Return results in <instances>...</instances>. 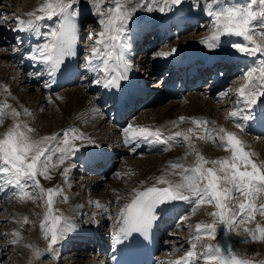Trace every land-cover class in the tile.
<instances>
[{"label":"snow or ice","instance_id":"1","mask_svg":"<svg viewBox=\"0 0 264 264\" xmlns=\"http://www.w3.org/2000/svg\"><path fill=\"white\" fill-rule=\"evenodd\" d=\"M112 7L107 8L105 13L100 11L101 0H92L97 14L101 16L99 24L102 30L98 33V45L110 47L109 42L119 41L122 34L126 31L128 22L132 19L133 13L137 8L142 7L140 3L129 6L132 0H110ZM168 0H165L167 6ZM171 4H179L181 0H170ZM219 3V0H213ZM78 0H41L35 9L26 13L28 19L17 17L18 25L21 30L31 31L39 35L48 37L46 43L39 46L33 53V59L43 61L50 72H55L63 63L65 57L75 55L73 51L74 42L77 36V11L74 7ZM149 11L152 9L149 7ZM164 11V7L159 9ZM215 18L216 30L211 39L215 41L221 33L235 34L251 41L253 47L249 48L241 44H234L233 47L243 53L264 52V31H261V42L254 39L255 29H264V0H248L238 7L218 8L209 12ZM49 20L54 21L55 27L50 31L41 33L39 22ZM215 47V43L208 45ZM93 57L100 55L99 48H93ZM167 55V53H165ZM108 61H104V70L108 71ZM92 70L97 68L92 66ZM126 78V77H119ZM118 77L113 76L108 80L106 87L119 86ZM245 83L237 89L240 97L247 100L246 107L256 102L257 96H264V61L260 62L258 68L250 69L245 74ZM100 83V81H96ZM11 95V93H9ZM10 108L7 101L0 103V124L10 115L14 121L20 113ZM26 115H30L28 109H24ZM237 112L229 113L230 117L237 116ZM193 124L203 129L204 135L197 136V139L219 141L220 146L230 153L229 156L208 160L196 148L192 142L191 135L193 129L185 132H175L172 136L165 139L160 128L152 129L144 126L128 125L124 129L126 142L132 140H143L149 143L160 142L170 146V142L181 138L188 143L190 153L195 154V162L188 167L181 162H170V168L179 169L173 175H179L181 179L173 182L166 179L163 175L156 178V183L166 185L157 187L153 185L144 191L136 192L131 203L125 205L122 210L123 227L117 233V240L121 233L128 235L132 232H144L151 226L154 219V208L158 204L166 201L189 200L195 198L193 203L196 207L204 204L213 205L215 211L209 213L214 217L211 223H197L195 226L196 235L194 239L199 241L201 233L209 239H216L217 227L227 225L231 227L236 218H244L241 222H252L259 213L264 216V204L257 206L255 201L264 195V161L257 163L253 157L255 152L248 151L244 141L232 131L223 127L209 129V121L190 118ZM243 119H248L244 116ZM180 121L185 117H179ZM171 124L175 126L176 122ZM236 128L242 129L240 123ZM35 129L26 122L17 121L0 133V181L5 185L14 186L18 192L14 193L19 200H44L45 212L40 223L44 237L49 241V248L56 244L58 239L69 230L67 219L62 215H56L53 208L54 198L62 194L61 189L44 188L40 184L38 177L51 179L50 169H56L63 164L65 159L75 148V141L84 139V134L72 127L63 130L62 134L53 133L51 135L34 138L32 133ZM55 142V147L51 145ZM137 146H139L137 144ZM135 147L132 151H135ZM164 150H168L165 147ZM59 153L57 162H53V157ZM212 165L208 167L207 165ZM68 169L65 168L62 175H66ZM31 181V185L28 183ZM33 189L29 191L28 189ZM38 189V191H36ZM135 191V190H134ZM239 197H244L240 201L238 208H233ZM67 200V197H64ZM120 198L117 197V200ZM64 221L62 224L61 222ZM24 223H29L27 217L23 218ZM252 241H264V226L256 224L255 229L245 228ZM16 237H20V232H14ZM16 239L12 243H17ZM31 247V245H26ZM264 264V260L255 261L245 257L234 246H222L219 242L215 245L206 244L203 250L197 251V244L192 243L190 250L179 257L174 264Z\"/></svg>","mask_w":264,"mask_h":264},{"label":"rangeland","instance_id":"2","mask_svg":"<svg viewBox=\"0 0 264 264\" xmlns=\"http://www.w3.org/2000/svg\"><path fill=\"white\" fill-rule=\"evenodd\" d=\"M0 1H2V2H0V4L3 7L2 8L0 5V7H1L0 8V52H3L5 55H10L12 57L13 53H14V45L12 44L11 39L5 38V37H7L11 33V31L16 30V27L18 25V21H17L16 17L20 18L21 15H19V14L16 15V10H15V8L12 7L13 5L7 4V2H5L4 0H0ZM168 2H170V0H168ZM246 2H248V0H219L218 4L214 3L213 0H184V1L180 2L179 4H171V2H170V5H172L171 6L172 8L169 7V10L172 9V12H173L172 15L180 13L179 18H183L184 13H187L190 15H194L193 18H198V19L195 20V22H192L188 28L182 29L183 30L182 32H179L178 29L173 27V30H174L173 33H165L163 36L164 37L163 40H160V41L155 42V43L151 42V41H152V38H154L153 35L159 29V27H157L159 25L157 20L155 21V23H156L155 27H150V28L146 29L147 32L145 35L146 38H145L144 42H148V43L151 42V44L152 43L154 44L153 49H150V54H149L150 55V63L148 64V68L149 67L152 68L151 74L154 76L148 82L150 84V87H157L156 81L159 82L160 81L159 79H161L162 76L165 75L163 72L164 69H162V67H157V65H159L160 59L165 58V56H166L165 53L168 54V53L172 52V49L177 45V44H175L176 40L179 39L178 41H180L182 39V40H186V42H192L193 41V43H197V42H201V41L205 42V40L208 41L210 39L211 41L209 40V42H212L213 40L211 39V37H212L213 33H215V30H216V22H215V18L213 16L209 15V12L215 11L218 8L238 7L241 4H244ZM88 3L93 4L90 2H88ZM136 3H140L141 5H143L142 7H139L140 11L137 12V14L143 13V11L146 9V7H147L146 14L150 12L148 10V5H149L148 0H137ZM147 3H148V5H147ZM100 4L101 5H99V7H100L101 13H105L107 8L113 6L111 4L110 0H101ZM79 7L81 10H85L87 5L85 7H83V5H80ZM151 9H152V7H151ZM94 11H96L94 5L91 7H88L87 12L89 14L86 15V18L83 20L82 26L80 28V30L83 33V38L81 39L80 42H83V43H81V44H83V46L80 49L79 57H80V61H81L83 68H84L83 76L80 79V81H78L76 84H73L69 87H66V88H68V89H66V93L67 92H75L77 89L80 88V91H82V93L84 92V94L89 95L87 93L89 91L88 88L95 86L94 90L92 92H90L91 93L90 97L92 99H95V101H97L99 99V97H102V91H103L101 89L102 83L100 82V83L95 84L96 79L91 78V76L89 75L90 71L88 68L89 67V65H88L89 61L93 58H96V57H93L92 50H93V48H98L99 45L96 43V41L99 39L98 33L102 30V28H101L102 26L98 23L99 19H97V15L95 14L97 12H94ZM136 11H138V10H136ZM193 12H195L196 15ZM134 14L135 13H133V15ZM151 16L153 17L154 15H151ZM168 20H171V15H169ZM150 21L152 22L154 20H150ZM131 26H133V25H131ZM154 29H156V30H154ZM261 31H264V29L256 27L254 39L258 43L261 42V40H262L261 36L259 35V33ZM222 36L227 37L225 42L222 41V39H223ZM170 38H175V39H172L170 42H168L167 39H170ZM214 42H216L215 45L217 44L215 47L208 48L209 46H206L201 50L200 53L203 54V52H204V53L211 54L213 52H216V49L219 47L221 50V54H224V55L225 54L234 55V53H235L237 55V58H241L243 56V54H251L253 56V58L249 62L243 63V61L242 62L240 61L237 64V66L234 68V70L232 72V76L229 80V84L228 83L226 84L227 89H225V88L218 89L214 93L213 92L212 93L206 92V94H204L205 88H207V86H208V85L207 86L205 85V88H199V90H196V91L185 92L183 97L169 98V99L165 100L163 103H160L156 106H150L146 109L145 108H137L136 110H134V113H132L131 116L127 119V121L121 123V126L118 125L119 122H112L111 118L107 117V116H105V118L103 119L104 121H100L98 124H95V125L92 124V122L87 118L89 120V121L86 120V122H87L86 126L88 127L87 129L93 131L95 134L97 133V135H91L89 138H85L82 140L81 143H77V144H79V145H81V144L92 145L93 147L100 148L103 151H108V148L112 149L114 147L113 149L115 151V154H114L113 158H114V160L119 158V160H117L116 162L113 160L114 161V168L112 170H110V172H108V174H106L104 176V178L102 179L103 180L102 187H101V185L100 186L98 185L96 187V190H95V192L99 193V194H101V192L105 190V193H103V192L102 193L104 195H106V192L108 193L107 186L111 187L109 194L110 193H112V194H110L108 197L105 196L106 197V203L109 200L111 201V197L112 196L115 197L114 195L116 193V197H115L116 199L113 202H111L112 203L111 204L112 205L111 214L109 215V218H108L106 225H104L105 227H103L104 231H106V229H108V231H110L112 228H114V229L116 228V225H117L116 220H117L118 212L120 209V203L119 202H120L121 198L119 197V194H117L118 191H116V189H115L116 192H113L114 190L112 188L117 187L116 184H118L120 181H121V183H123L124 182L123 179L125 178L126 174H129V173H130L129 178L132 180V177H133L132 182L134 181L133 183H135L138 179L141 178L140 176L146 175L147 171L149 172L151 170V168L153 169L156 166V164H155L156 162H158V164H160L159 162H161L163 160V158H166L167 155L169 157L172 152L175 153L174 149H173L174 151L171 149H168V150H164V151H156V150H154L152 152L144 151V152L132 155L131 153H129V148H127V146L124 145V141H126V134L124 133V129L127 128L128 125L131 124V125L137 126V123L141 121V120H139V117L143 116L145 113H149V111H152V112L155 111L157 113V116H158V114L161 115L164 112V108L166 110L168 109V112L174 111L173 113L178 112L180 110L185 111V107L188 105L190 100L193 99L195 102L199 103L200 107L202 108L201 111L207 112L211 119H214V118L217 119L218 118L217 120H220L222 122V124L229 125L230 127L232 126V127H234V129H238V128H236L237 122H233L232 119H227L226 117H228L229 112H231V111L237 110V111H240L241 113H243L245 111V106L242 102V98L239 96V94L237 92V89H239L245 83V79H244L245 74L250 69L258 68L260 66V62L264 61V52L243 53V52L238 51V49L233 47L234 44H241V45L249 47V48L253 47V45H252L251 41H249L245 37L237 36L235 34L221 33L219 35V37ZM149 46L150 45H148V44L146 45V47H149ZM140 52L141 51L138 50L136 52V54L133 56V58L131 60V65L134 67V71H137V73L146 71L145 75L149 76L147 70L142 71L143 69H140L139 68L140 66H138L141 63V60L139 57ZM213 54H215V53H213ZM11 57L9 59H11ZM5 64L6 65L9 64L11 66L19 67L18 66L19 64L14 63V62L11 63L10 60L9 61L7 60V62ZM7 68H8V70H6ZM7 68L5 69V68L0 66V72H2V75L9 80V83L11 84V87L14 89V91L18 95H20L19 96L21 99L19 101L20 107L22 106L21 105L22 101H24L29 106L31 104L34 106L35 100L39 97L38 94H41V95L46 96V97L48 96L46 94V87H45L46 79L45 78L42 77L40 79H38V78L33 79L34 83H35V86H34L35 88L33 90H35V91H33V90L30 91V89H27L25 87H21V85H19V83H17V85H15L16 79L18 81V79H20V78L15 79V77H13V76H12L13 77L12 78L10 75L13 74L14 70H11V67L10 68L7 67ZM5 70H6V72H5ZM97 71H99V68H97ZM29 72H31V71H29ZM24 73H26V72H24ZM154 74H156V75H154ZM19 77H21V76H19ZM101 79H102V75L100 73L99 74V80H101ZM210 81H211V79H209V82ZM10 84H8V85L10 86ZM12 85H15V86H12ZM201 86L203 87V84ZM36 90L39 92V93L37 92L38 94L36 93ZM61 90L62 89L55 91V93L52 95H55V94L57 95ZM212 91H214V90H212ZM227 91L228 92L231 91L232 94L228 95V96L223 95V94H226ZM200 92L202 94H200ZM219 92H220V94H219ZM82 93H81V95H82ZM77 94H80V93L77 92ZM41 95H40V97L42 99H44ZM61 96L63 97V94L58 96V97L56 96L55 100L58 102L59 106L61 108H63V107H65V105H63L64 100H61V98H62ZM83 96L84 95H82L81 98H83ZM13 99L16 101V98H13ZM199 99H200V101H199ZM196 100H198V101H196ZM203 100H204V102H203ZM219 100H220V102H218ZM14 104H15L14 102L8 103V105H10V108L7 110H11L12 108H14ZM44 104H45V109L42 107L35 109V106H34V108H33L34 114L31 117H29V119H28V121L35 123L34 128L36 129V127H37V129L35 130L36 133L37 132L39 133V130H42L43 126L47 123V121H48V123L45 125V127L50 129L51 126L58 123V121L60 122V120H62L64 118L61 113H59V114L56 113V112H58L57 110H59V108L57 106H53V101L46 100ZM94 104H96V102ZM173 105L175 107L176 106L177 107L179 106V107L178 108L176 107L177 108L176 109L175 107H173ZM218 106H219V109H218ZM55 109H56V111H55ZM101 109L105 110L104 107H102ZM101 109H100V111H101ZM181 113H184V112H181ZM25 115L26 114H23V117ZM60 115H62V116L57 117V119H56V117H54V116H60ZM26 116H28V115H26ZM9 117H11V116L9 115L5 119L4 123L0 124V133L5 132L8 127L12 126V122H11ZM53 117L56 119V122H55V119ZM33 119H34V121H33ZM51 121H52V123H51ZM184 121H186V120H183V122ZM23 122H26V121H23ZM42 122L44 125L42 124ZM211 122L213 123L215 121H211ZM26 123H28V122H26ZM182 124H185V123H182ZM38 125H39V127H38ZM48 126H50V127H48ZM110 127L115 128L113 133H111L112 130L110 129ZM123 127H124V129H122ZM185 129H184L185 131H180V132L187 133L188 128H185ZM192 129L194 131L190 135H191L192 142L195 144L196 148L199 149V146L202 144L204 145V143H205V146H206L205 153L207 155L211 154L210 156L205 157L206 159L213 160V159H217L220 157H225V155H227V156L230 155V153L228 151H226L223 147L220 146L219 141L213 143L211 141L197 139V136L203 135L202 134L203 129L201 127L194 126V128H192ZM61 131L62 130H60L58 133H62ZM168 131H170V130H168ZM171 131H174V130H171ZM175 131H178V130H175ZM194 135H195V137H193ZM237 135L244 141L246 149L249 147L247 150H250L251 147H252V149H253V147L254 148L255 147L260 148V149L263 147L261 150L264 151V142L262 143V141L264 140V134H259L257 136V138L254 136L252 137V135L248 134L247 132L240 133V134L237 133ZM94 136H96V137H94ZM258 137H261L260 139H262L259 141V143L257 142ZM90 138L92 139V141H90ZM98 138H101V139H98ZM254 138H256L257 140ZM261 143H262V145H261ZM53 144H54V142H53ZM177 145H178L177 146L178 148H176L177 149L176 153H178V155L181 156L180 158H182L184 160L182 162H185L187 159L190 160V157L192 155L195 156V154H189L190 149H189L188 143L183 141L182 138H180V142ZM149 157H156V162H155V160H151L152 158L149 159ZM178 157L179 156H177L176 158H178ZM171 159L174 160L172 162H175V161L179 162V160L174 159V157L173 158L171 157ZM170 160L169 159H168V161L166 160V162H167L166 164H168V162H170ZM261 161L262 160L257 161V163H259ZM194 162L195 161H192L191 165ZM186 163H187V161H186ZM207 166L211 167L212 165L209 164ZM87 168H88L87 164H83V166H82L80 159L75 158V161L71 162L69 164L68 176H62L63 178L61 177L63 180L66 177L67 178L64 181L60 180L61 178L59 179L60 183H62V182H64V183L60 184L59 182H57L58 185L60 184L59 185L60 187L62 186V188H61L62 194L58 195L54 198L53 207H55V210H58L55 212L56 215H62L63 217L65 216L66 219H68V217H69V215L67 213L68 210H70L69 212H72L71 211L72 209L69 208L72 206L68 201L71 197H74V195H76V193L78 195L80 194V196L82 195L81 198L83 197L82 198L83 200L85 199V201H88V197L86 198V195H85L86 194V192H85L86 187H82L78 182H79V180L81 182L80 178H82V177L92 178V177L97 176L96 178H98L100 176V174L95 173L94 171H87L86 172ZM102 176H103V174H102ZM54 177H55V175H52V178H54ZM39 178L40 177H38V179ZM41 178L45 179L44 177H41ZM41 178L39 179L40 184L44 188H47V185L43 183ZM86 178H85V180H86ZM114 179H116L115 182H117V183H115V182L113 183ZM0 183H1V181H0ZM28 183L31 185V182H28ZM129 184H130V181L123 183V185L125 187H127V186L133 187L135 185L134 184L132 186L131 185L132 183L130 185ZM150 184H151V182L148 183V185H150ZM72 185L74 187H76V191L71 192L72 189L70 190L69 186L71 187ZM48 188H50V187H48ZM52 188H55V187L53 186ZM56 188H57V186H56ZM5 189H6V186H0V229L2 230V233L0 232V264H54V263L56 264V262L62 263V264H74L75 260L77 258H83L85 263H90V264L91 263L95 264L99 261L98 257L100 256V252H99L98 247L95 245L88 246L87 244L83 245L81 243L82 245L77 244L79 246H75V242H73L72 244H69L66 247L64 246L65 247L64 249H60L61 248L60 242L65 238L67 231L59 238V240H60L59 242L57 241V243L52 245L51 248H49V246L46 247L45 244L49 245V241H48V239H46L44 237V234L40 228V223H41V220L43 218V214L45 212L44 200L41 199V200L35 201V202L32 200H19V199H17L16 195L14 194V193L18 192L17 190H15L14 187H12V186L9 187L7 189V191L4 194H2V190H5ZM28 190L32 191L33 189L30 188ZM86 190L88 193V191H89L88 188ZM36 191H38V189H36ZM65 194H67V196ZM117 196L120 198L119 200H117ZM64 197H67V200H65ZM243 199H244V197H239L237 199L236 203L232 205V207L234 209L238 208L240 201ZM258 199L255 201L257 206H259L260 204H264V195H262ZM65 206L68 207V208L66 207L67 208L66 212L64 209ZM87 206H89V203H87ZM193 208L194 207L190 208L187 212L182 214V216L179 217V219L176 221V226H177L176 232L169 233L170 229H167V231L164 233V245H163L162 252H161L162 260L165 259L168 262H171L173 259L178 260L179 257L183 256V255L179 256L180 253L185 254V252L188 249L190 250V245L192 243L197 244V251L200 252L203 250V247L206 244L215 245L217 242H219L222 246H234V248L236 250H238L240 253H242L247 258L254 259L255 261L264 260V241H255V242L252 241L251 237L249 236V233L245 231V228L255 229V226L257 223L264 226V216H261V215L258 216V213H257L255 220L252 222H246V221L241 222L244 218L238 216L236 218L235 223L231 227H229L227 225H219L217 227L215 240L209 239L206 236H204L203 233H201L200 234L201 239L199 241H196L194 239V236L196 235V232H195L196 224L197 223H201V224L211 223L214 220V217L209 215V213L215 211V208L213 205H209V204H204V205H201L200 207H197L194 212L192 211ZM88 212L89 211L84 212L83 215L82 214L80 215L78 212L75 213L76 218L79 216L77 221H79L81 225L86 224V226H87L88 224L91 223V222H89L90 221V218H89L90 212L89 213ZM95 213H97L95 215V217L99 216L100 211L95 210ZM101 215H102V213H101ZM24 217H27L29 223L23 222ZM76 218L73 219L70 222V224H73V225L76 224L77 223ZM2 219H4V220H2ZM63 222L64 221H62L61 223H63ZM96 224H97V222L95 223V226H96ZM76 227H77V225H76ZM86 228L87 227L79 228L78 231H76V232L84 233L86 231L85 230ZM16 231L20 232V237H16L14 235V232H16ZM15 237H16V240L18 242L20 241V243L24 244V247H27L26 245H31V247H28L31 252L29 253L28 258H25L24 263L22 262L23 260H21L19 258L20 255L22 254V252L18 251V248H16L19 243L18 242H17L18 244L12 243V240H14ZM178 238H180V239H178ZM94 241H96V240H94ZM85 242L86 243L89 242V238L85 239L84 243ZM55 245H56V247H55ZM53 247H55V248L53 249ZM6 248H8V249L6 250ZM50 251H52V252H50ZM1 252H3V253H1ZM176 253H178L177 256H179V257H176V258L172 257ZM96 255H97V257H95ZM104 255H106V253H104ZM21 256H23V255H21ZM22 259H24V257ZM199 264H203V260H201L199 262Z\"/></svg>","mask_w":264,"mask_h":264},{"label":"bare ground","instance_id":"3","mask_svg":"<svg viewBox=\"0 0 264 264\" xmlns=\"http://www.w3.org/2000/svg\"><path fill=\"white\" fill-rule=\"evenodd\" d=\"M4 1L7 2V4L13 5L12 7L15 8L16 15L17 14L21 15L20 18H22V19H28V17L26 16V13L28 11H30V10L35 9L36 6L38 5V3L41 2V0H36V1L35 0H27V1L26 0H4ZM148 1H149V5L147 3L148 8L149 7L150 8L152 7V10L149 13L146 14V11H147V7H146V9L143 11V13L137 14V12L140 11L139 8H137L138 11H136L135 14L132 16V19L128 22V24L126 26V31L122 35H124L127 32H129V30H131V28L135 24H138V25L136 27H133V29H135L136 32L139 30V33H140V31L142 30L141 28H143V25L145 27H147V28L148 27H154L156 25V23H155L156 20L158 21L159 19H165V18L169 17V15L173 16L172 15L173 14L172 9L169 10V7L172 6V5H170V2H167V6L165 7V1L164 0H148ZM88 2L92 3V0H78V3L74 7H76V9L79 10L80 9V7H79L80 5H83V7H85L87 5L86 10L84 12L86 14L87 11H88V7L93 6V4H89ZM136 2H137V0H132V3L129 6L130 7L133 6L134 4H136ZM1 7H2V5H1ZM161 7H164L165 10L164 11H160L159 9ZM94 12H96V11H94ZM193 13L195 14V12H193ZM82 14L83 13H80L81 16H83ZM95 14L97 15V19H100L101 16L99 14H97V13H95ZM151 15H154V16L152 17ZM186 18L188 20H191V18L188 17V16ZM150 20H154V21L151 22ZM76 21H77V36H76V40H75L74 46H73V51H74L75 55H70V56L65 57L64 60H63V63L60 65L59 69L54 72V75L51 73V76H50V71L48 69V66L46 65L45 70H47V72L49 74L48 77H47L48 84L46 86V94L48 96L46 97V96H43L41 94H38L39 92L36 90V93L38 92L37 94H38L39 97L34 102L35 109L41 108V107L45 109V104H44L45 101L46 100L53 101V106H57L59 108V110H57L58 112H56V113H58V114L61 113L64 118L63 119L61 118L62 120H60V122L58 121V123H56V124L53 123L54 125L53 124L52 125L54 127L49 124L51 126L50 129L47 128V127H45V125L48 123V121H47V123L45 125L42 122V124L44 125L43 128H42V130H39V133L38 132L36 133V131L34 133H32V136L34 138H39L41 136H46V135H51L53 133H58L60 130H62L61 132H63V130H66V129H69V128H72V127L76 128L80 133H83L84 134V139L85 138H89L91 135H97V133L95 134L93 131L87 129L88 127L86 126V124H87L86 120L89 119L92 122V124L95 125V124H98L100 121H104L103 119L106 116V112L102 111V109L100 108L101 106H100L99 102H96L95 99H92L90 97V94L91 93L89 91L87 92L89 95L84 94V92L82 93V91H80V88L77 89L75 92H67L66 93V89H68V88L65 87L57 95L56 94L55 95H52L55 92H52L51 93L49 91V89L51 88V77H52V81H53L52 85L55 86L57 83H59V74H58L59 70H63V67L66 65V63H70V60L72 58H75L76 55H77V53H78V51L80 50V47H79V45H80V43H79V40H80V29H79V27H80V17H76ZM159 21H162V20H159ZM39 23L42 25V28L40 30L41 33H46L48 31H50V29L52 27H55L54 21L44 20V21H41ZM131 25H133V26H131ZM17 26L19 27V25H17ZM32 33H33V35L32 36H29L28 38L34 37L36 39V41H37V43H36L37 48L39 46H42L44 43L47 42V40H48V37L47 36L39 35V34H36L34 32H32ZM28 34H29V32L25 33L24 34V37H26V35H28ZM139 35L141 36V34H139ZM153 37L154 38H152V41L151 42H154L155 41V37L156 36H153ZM222 38H223L222 41L225 42L227 37H223L222 36ZM142 39H139V43L143 42L144 39L143 40ZM178 40L175 41L176 42L175 44H177V45L172 49V52L171 53H168L165 56V58L159 60V64L160 65H162V64L163 65H169V66L172 67L171 69H173L175 65H177L180 62H182L181 60H179V57L182 54H184L187 57H189L188 55L189 54H193L194 51L201 52V50L204 47L208 46L209 44L216 43L214 41L209 42L210 39L208 41L205 40V42L204 41H201V42H197V43H193V41L192 42H186V40H182V39L180 41H178ZM158 41H160L159 38L157 39V42ZM151 42L150 43H144L143 44V47L145 45H147V44H150V46L147 47L145 50H143V48H141L140 49L141 52L139 54L141 63L138 66H140L139 67L140 69H143L142 71L147 70L149 76L145 75V72L146 71L145 72H139V74H137V77L138 78H136V80H140L144 84H145V80L148 81V80H150V79H152L154 77L151 74L152 68L151 67L148 68V64L150 63V55H149L150 54V48H152L151 45H153V43L151 44ZM109 44L112 45V47L114 48L113 51H110L109 50L111 48V46L106 48L103 45H99L98 48L100 50V55L97 56V58L90 60L89 63L91 65H93V66L98 65V64L102 63V61H103V59L101 57L102 56L105 57L108 53H110L109 60H108V65H107L108 71H105V75H106V77H107L108 80H111L113 78V76L118 77V78L119 77H126V78H119L118 79V85L119 86L117 87V86L113 85V86H111V88L113 89V91H118V92L121 93V95H120V97H122L121 100L129 99L130 98V95H128L127 93H124L123 90L125 88H128V87L132 88L133 86L135 88H139V85L135 81V74H134L133 69H132L133 66L130 64L131 49L129 47H126L125 45H123V43L121 41L109 42ZM208 48H210V47H208ZM195 49H197V50H195ZM213 53H216V55L219 56L221 54L220 48L218 47L216 49V52H213ZM213 53H211V54H213ZM206 54H209V53H204L203 52L202 55L205 56ZM193 58H196V57H193ZM209 58L212 59V58H214V56H211ZM209 58L208 59H204V60L205 61L210 60ZM243 58H247L248 59L249 57H242V59ZM247 59H245L243 62H246ZM250 59H252V57ZM7 60L8 61L10 60L11 63H13V61L11 59H9V55H5L3 52H0V66L3 67V68H5V69L7 67H9V68L11 67V70H14V71H13V74H11V75L9 74V75L11 77L12 76L15 77V79L16 78H20V79H18V81L16 79L15 85H17V83H19V85H21V87H25L27 89H30V91H32L35 88L34 87L35 86V83H34V80H33V77L34 76L30 75L29 73H24L22 71L21 67L11 66L9 64L6 65L5 63L7 62ZM218 60H219L218 65H220L222 68L223 67L226 68L227 66L225 65L224 62L229 63L230 66H232L234 60L240 61L241 59H235L231 55L228 56V54H225V56H221ZM41 66H42V68H44L45 67V63L44 62L41 63ZM100 67H103V65H101ZM233 67H235V65L232 66V68ZM205 69L206 68H204V70ZM6 70H8V68ZM6 70H5V72H6ZM41 75H43V74H40V76ZM154 75H156V74H154ZM19 76H21V77H19ZM8 84H10L9 83V80L2 75V72H0V103H3L4 101H7V103H10V102L13 103L14 102L15 103L14 104V109H17V111L20 113V117L19 118L17 117L16 118V121H14L12 117H9L10 120H11V122H12V125H13V123H15L17 121H26V122H28L27 123L28 125H30L32 128H34L35 123L34 122L32 123V122L28 121L29 117H31L34 114V110H33L34 106L32 104L29 106L24 101H22V103H21L22 106L20 107L19 106V101L21 100L20 97H19L20 95H18L14 91V89L11 87V84H10V86ZM15 85H12V86H15ZM160 85H161L160 84V81L159 82L156 81V86L157 87L156 88L153 87V88H155V90H157V91H160V90L163 89L162 87H159ZM202 88H205V86H203ZM33 91H35V90H33ZM77 92L80 93V94H77ZM9 93H11V95H9ZM81 93H82V95H84L83 98H81V96H82ZM62 94H63V97L61 96L62 97L61 100H64L63 101V105H65V107H63V108H61L59 106L58 102L55 100V97L56 96L58 97V96H60ZM200 94H202V93L200 92ZM204 94H206V92ZM231 94H232L231 91L228 92V95H231ZM40 95L44 99H42L40 97ZM13 98H16V101ZM259 100H263L264 101V96H257L256 102L254 104H251V105L247 106V107L249 108V107H252L253 106L252 110L254 108H256V107H259L260 103H257ZM196 101H198V100H196ZM199 101H200V99H199ZM95 102H96V104L98 106L96 104H94ZM203 102H204V100H203ZM218 102H220V100ZM242 102H243L244 106H245V104H247V100L245 98L242 99ZM173 107H175V106L173 105ZM25 108L28 109L30 115H28V116L25 115L26 117L25 116L23 117V114H25L24 113V109ZM100 109H101V111H100ZM218 109H219V106H218ZM165 110L166 109L164 108V112L161 115L158 114L159 117L157 116V113L155 111L154 112L149 111V113H145L143 116L139 117V120H141V121L137 123V126L139 125V126L149 127V128H152V129L160 128L162 130V135H163V137L165 139H167L168 137L172 136V134H174L175 132L185 131L186 130L185 128H188V129L191 128L192 129V128H194V126H197V125L193 124V122H192V120L190 118H196V119H199V120H207V121H209V125H207V127L209 129H218L220 127H223V128H225V129H227L229 131L235 132L236 134L237 133H239V134L240 133H244L246 131L244 129L243 130H241V129H234V127H232V126L230 127L229 125L222 124V122L220 120H217L218 118L217 119H215V118L214 119H211L207 112H205V111L202 112L201 111L202 108L200 107L199 103L198 102H195L193 99L190 100V102L188 103V105L185 107V111L180 110L178 112L173 113L174 111L173 112H168V109L166 111ZM6 111H9L10 112L11 110H6ZM55 111H56V109H55ZM181 112H184V113H181ZM231 112H233V111H231ZM231 112H229V113H231ZM62 115H60V116H54V117H56V119H57V117H61ZM240 115L241 114L238 113L237 116H235V117H230L229 115H228V117H226V116L225 117L227 119H233V121L235 122V120L238 117H240ZM181 116L185 117V120L186 121H184V122L183 121H180L179 120V117H181ZM56 119H55V122H56ZM210 120L211 121H215V122L212 123ZM33 121H34V119H33ZM172 121H175L176 122L175 126H173L171 124ZM51 123H52V121H51ZM182 123H185L186 125L185 124H182ZM50 126H48V127H50ZM38 127H39V125H38ZM36 129H37V127H36ZM110 129L112 130L111 133H113V131L115 130V128H111V127H110ZM168 130H170V131H168ZM171 130H174V131H171ZM175 130H178V131H175ZM255 131H258V130L255 129ZM60 134H62V133H60ZM202 134L204 135V132H202ZM94 137H96V136H94ZM193 137H195V135ZM256 138H254V139H256ZM260 138L261 137H258V141H257L258 143H259L260 140H262ZM98 139H101V138H98ZM82 140L83 139L77 140L78 142L77 141L74 142L76 144L75 145V148L72 150L71 154L67 157V159H65V161H64L63 164H60L56 169H50L51 177H52V175H55L54 178H51L49 180V179H42L40 177L41 180L43 181V183L47 185V188L48 187L52 188L53 186L55 188L57 186L58 189H61L62 188V186L60 187L59 185L60 184H63L64 182L60 183L59 179L62 176H68V172H67L66 175H62L61 173L64 172V169L65 168L68 169L69 164L71 162H74L75 161V157L79 158V156H80V157H82L84 159L85 162H87V164H88V166L90 168L88 167L87 170L85 169L86 172L87 171H94V172L101 171V173H103V169L100 170V168L97 166V163H90V161L88 160V159H91V160L95 161L97 159L98 155L101 153V150H96L92 145H85V144L79 145V144H77V143H81ZM179 140H180V138H177L176 140L171 141L170 142V146H166V145H164V144H162L160 142H154V143H150L146 148H144V146L141 144L143 142V140H140L141 142L138 143L139 146H137V144L135 145V149L136 150L135 151H132L131 154H138V153L144 152V151H146L145 149H147V150L152 149V150L164 151L165 147H168V149H171V150L174 149L175 150V153L172 152L169 157L167 155L166 158H163V160L161 162H159L160 164H158V162H156V157H149V159L152 158L151 160H155L156 163L155 162L154 163L156 164V166L153 169L151 168V170L149 172L147 171L146 175L140 176L141 178L138 179L135 183H133L134 181L132 182L133 177H132V180L129 178L130 173L129 174H126V176L123 179V181L124 182L130 181V184L132 183L131 184L132 186L135 184L133 187H128V186L125 187L123 185L124 182L121 183V181H120L118 184H116L117 187L112 188L114 190L113 192L118 191L117 194H119V197L121 198V200L119 202L120 203V209H119L118 217H117V220H116V224H117L116 225L117 226L116 229L112 228L110 231H108V229H106V231L103 230V227H105L104 225H106V223L108 221V218H109V215L111 214V211H112V205H111L112 203L111 202H113L116 199L115 198L116 197V193L114 195L115 197L112 196L111 197V201L109 200L106 203V197H108L110 194H112V193L109 194V191H110L111 187H108L107 186L108 193L106 192V195L103 194V193H105V190L102 191L103 193L101 192V194L95 192L96 187L98 185L99 186L101 185V187H102V184H103V180L102 179L104 177L102 176V174H100V172L98 173V174H100V176L98 178H96L97 176L96 177H92V178H86V177L80 178L81 179V182L79 180L78 183L82 187H86V189L88 188V190H89L88 191L89 194H88L87 193V190L85 189V192H86L85 195H86V198L88 197V201H85V199L83 200L82 199L83 197L81 198L82 195L80 196V194L78 195L77 193H76L77 196L74 195V197H71L69 199L68 202L72 206V207H69V208L72 209L71 210L72 212H69L70 210H68V212H67L68 215H69V217L67 219V225H68L69 230L67 231V234H66L65 238L60 242V247H61L60 249H64L66 246H68L69 244H72L73 242H75V246H79L77 244H81V243L83 245H86L87 244L88 246H93L94 245V240H97V242L102 245L104 251L98 257L99 258V261L97 263H95V264H111V263L113 264V259H115L119 255V252L118 251L120 249L119 248V245H120L121 241L122 240H126L125 241V245L130 242V244L125 247L126 253H127L128 249H129V246L131 244H133V242H131V240L128 241V239L132 235L133 236H136L137 235V232H132V233H130L128 235H124L123 233H121L120 236H119V240H117V233H119L120 232V229L123 227L122 210L124 209L125 205L131 203L133 197L136 195V192L144 191L145 188L150 187V186H153V185H160V184H157L156 183V178L157 177H160V176L163 175L166 179H169V180H171L173 182H178L181 179V177L179 175H173L172 174L174 171L175 172H179L180 170L179 169L173 170V169L170 168V162L174 161V160L171 159V157L172 158L174 157V159L179 160V162L183 163L185 165V167L191 166V162L192 161H195V156L192 155L190 157V160L186 158L187 159L186 160L187 163H186V161L185 162H182L184 160L182 158H180L181 156L178 155V153H176V150H177L176 148H178L177 147L178 145L176 143ZM90 141H92L91 138H90ZM263 142H264V140L262 141V143ZM262 143H261V145H262ZM51 146L52 147H55V142ZM151 146H154V147L151 148ZM205 149H206V146H205V143H204V145L202 144V145L199 146V149L198 150L205 157L210 156L211 154L210 155H207L205 153ZM253 149L251 147V149L248 150V151H252V152H255L256 153V155L253 157V159L256 160V161H260V160L264 161V153H263L264 151H262L260 148H256V147L255 148L253 147ZM104 155H106V154H103V156ZM58 156H59V153H57L53 157V162H57ZM177 156H179V157L176 158ZM225 156H227V155H225ZM168 159L169 160L171 159V160H170V162H168V164H166L167 163L166 160L168 161ZM117 160H119V158H117L114 161L116 162ZM175 162H177V161H175ZM62 178L60 180H63ZM85 178H86V180H85ZM115 180L116 179H114L113 183L115 182ZM29 182H31V181H29ZM57 182H59L60 184L58 185ZM150 182H151V184L148 185V183H150ZM115 183H117V182H115ZM0 185L1 186H6V187H11L12 186V185H5V184H3L2 181H1ZM164 186H166V185H164ZM12 187H14V186H12ZM69 189L70 190L72 189L71 192L72 191H76V187H74L73 185L71 187L69 186ZM115 189H116V191H115ZM15 190H17V189L15 188ZM6 191H7V189L2 190V194H4ZM65 195L67 196V194H65ZM194 199L195 198H190L189 200H175V201H178L179 202V205H188V206L192 205V207H194L192 211L194 212L196 210V208H197L196 206H194V203H193ZM87 203H89V206H87ZM66 207L67 206H65V208H64L65 209V212L67 211V208H68V207L67 208ZM53 208L55 209V207H53ZM162 208L168 209L167 210V213H169V214L178 213V209L174 206V202H172V201H166L164 203V205L162 206ZM95 210L100 211L99 216H96L95 217V215L97 214V213H95ZM87 211L90 212V213L88 212L89 215H90V217H89L90 218V221L89 220L88 221L91 222V223L88 224L87 226H86V224L85 225H81L80 222L77 221V219L79 218V216L76 218L75 217V213L78 212L80 215L81 214L83 215V213L84 212H87ZM101 213H102V215H101ZM259 215L260 214L258 213V216ZM160 216L162 217V215H160ZM75 218H76V222L77 223L74 224V225L73 224H70V222L73 219H75ZM2 220H4V219H2ZM96 222H97V224L95 226V223ZM161 224H163L164 226H166L165 224H169V222H168V220H167V218L165 216L162 217ZM76 225H77L78 228L76 227ZM82 227H87L85 229L86 231L84 233H81V232L78 233V232H76V231H78L79 228H82ZM176 227L177 226H175V228L172 230L173 233L177 231ZM0 232L2 233V230ZM111 234H113L114 236H111ZM88 238H89V242H87V243L85 242L84 243V240L85 239H88ZM15 239H16V237H15ZM178 239H180V238H178ZM59 241L60 240L58 239V242ZM18 243H17L18 245H17L16 248H18V251H21L22 252L21 255H23V256L20 255L19 258L21 260H23L22 262L24 263L25 258H28V255H29V253L31 251L29 250L28 247H24V244L23 243H20V241ZM45 246L47 247L48 245L45 244ZM55 247H56V245H55ZM55 247H53V249ZM7 249L8 248H6V250ZM187 251H189V249ZM50 252H52V251H50ZM1 253H3V252H1ZM104 253H106V255H104ZM177 254L178 253H176L172 257L176 258V257H179L181 255H184V254H181L180 253V255L177 256ZM146 256H148V253H146ZM23 257H24V259H22ZM95 257H97V255ZM175 261L176 260L173 259L171 262H168L167 260L164 259V260H162V263L163 264H168V263L169 264H174ZM159 263H160V261L158 262V264ZM56 264H62V263H57L56 262ZM74 264H90V263H85L83 258H77L75 260V263Z\"/></svg>","mask_w":264,"mask_h":264}]
</instances>
